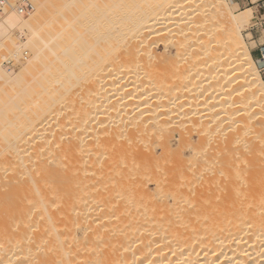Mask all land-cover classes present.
I'll return each mask as SVG.
<instances>
[{
    "label": "bare ground",
    "instance_id": "6f19581e",
    "mask_svg": "<svg viewBox=\"0 0 264 264\" xmlns=\"http://www.w3.org/2000/svg\"><path fill=\"white\" fill-rule=\"evenodd\" d=\"M10 1L0 264H264V82L243 37L254 9Z\"/></svg>",
    "mask_w": 264,
    "mask_h": 264
},
{
    "label": "built area",
    "instance_id": "2783aa9c",
    "mask_svg": "<svg viewBox=\"0 0 264 264\" xmlns=\"http://www.w3.org/2000/svg\"><path fill=\"white\" fill-rule=\"evenodd\" d=\"M247 4L253 6L254 16L249 25V32L252 36V40L257 38L256 41L260 39L264 31V0H256L255 3L251 4L250 1H247ZM14 4L10 3V0H0V10L3 7L13 8ZM14 10L23 15H27L28 12L32 11V6L28 3L25 5H18L14 7ZM259 37V38H258ZM253 50V59L258 64V70L261 78L264 79V43H256Z\"/></svg>",
    "mask_w": 264,
    "mask_h": 264
},
{
    "label": "rangeland",
    "instance_id": "374dc122",
    "mask_svg": "<svg viewBox=\"0 0 264 264\" xmlns=\"http://www.w3.org/2000/svg\"><path fill=\"white\" fill-rule=\"evenodd\" d=\"M14 1V0H13ZM30 1V0H29ZM234 1V4L236 5V7H237V11L238 10H241V9H244V8H246V7H251L252 8V10H253V6H251V5H249V4H247L246 3V5L244 4H242V3H240V1L238 0V2H237V0H233ZM250 1V3L251 2H255L256 0H249ZM11 2V1H10ZM31 2V1H30ZM153 2V1H152ZM152 2L150 1V4H152ZM149 4V5H150ZM170 5L171 4H174V3H169ZM191 5V4H190ZM193 5H194V3H193ZM198 5L199 6H197V8L196 9H198V7H199V9L200 10H205L206 11V7H201L200 8V3H198ZM137 6H140L139 4L137 5ZM147 6V5H146ZM184 5H183V3H180V4H176L175 6H174V8L173 9H179V10H181V8L183 7ZM195 6H196V4H195ZM203 6V5H202ZM190 7H192V6H190ZM193 8V7H192ZM189 9H191V8H188L187 9V11L189 10ZM194 9V8H193ZM192 9V10H193ZM199 9H198V11L196 12L197 13V15H198V13H199ZM191 10V11H192ZM194 12H195V9L193 10ZM254 11V10H253ZM201 13L203 12V11H200ZM191 13H193V12H191ZM200 13V14H201ZM203 15H205L206 13H202ZM194 16V15H193ZM198 17H199V15H198ZM198 17H196V18H198ZM200 17H202V16H200ZM194 18V17H193ZM251 20L252 19H250L249 20V22L251 23ZM215 30V29H214ZM250 34V32H249V28L247 29V31H245V32H243V37H244V39H245V42H246V47H247V50H248V53H249V55H250V57H251V59L253 60V62L255 63V65H256V67L258 68V64H257V62L253 59V48L255 47V42L254 41H256V39L257 38H254L253 40H252V36L250 35V36H248L247 37V34ZM263 36H261L260 37V39L258 40V41H256V43H264V38H262ZM250 38V39H249ZM259 38V37H258ZM149 39V41L148 42H152L153 41V38H148ZM151 39V40H150ZM155 41V40H154ZM254 42V43H253ZM161 43H159V45H158V48H159V51L161 50L160 48H162L161 47V45H160ZM0 51H1V49H0ZM0 53H3V52H0ZM7 54V53H6ZM13 59V58H12ZM9 60L8 61V63H4V64H7V65H9V66H14V65H17L18 64V61H15V60ZM20 59L22 60V58L20 57ZM12 61H14V62H17V64L16 63H12ZM167 61V60H166ZM10 63H12V65H10ZM263 79V78H262ZM263 82H264V79H263Z\"/></svg>",
    "mask_w": 264,
    "mask_h": 264
},
{
    "label": "crops",
    "instance_id": "0c3cea01",
    "mask_svg": "<svg viewBox=\"0 0 264 264\" xmlns=\"http://www.w3.org/2000/svg\"><path fill=\"white\" fill-rule=\"evenodd\" d=\"M239 1H240V3H242L243 5H244V4L246 5V3H247L248 0H239ZM237 2H238V0H237Z\"/></svg>",
    "mask_w": 264,
    "mask_h": 264
}]
</instances>
